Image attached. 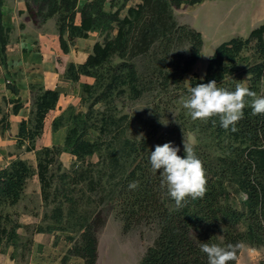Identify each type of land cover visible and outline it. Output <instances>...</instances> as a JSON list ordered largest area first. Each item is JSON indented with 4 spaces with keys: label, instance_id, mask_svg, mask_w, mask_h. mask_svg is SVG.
Wrapping results in <instances>:
<instances>
[{
    "label": "trees",
    "instance_id": "1",
    "mask_svg": "<svg viewBox=\"0 0 264 264\" xmlns=\"http://www.w3.org/2000/svg\"><path fill=\"white\" fill-rule=\"evenodd\" d=\"M25 1L28 13L26 19L35 24L58 17L59 39L64 53L70 51L76 38H88L92 32L105 35L103 41L95 42L85 62L66 64V78L76 82L82 75H86L94 78V83L84 85L81 104L86 106V111L70 106L53 121L54 130L67 126L64 144L41 149H36L35 145L36 139L43 133L47 113L58 103L60 93L57 90L37 87L39 93L35 96L31 111L33 124L30 123L31 118L20 123L18 144L28 142L26 151H35L42 199L45 205L54 204L49 215L52 223L46 227L39 225L35 230L82 231V244H75L74 247L71 245L68 253L81 256L86 264H96L98 244L92 232L93 211L79 210L83 198L88 195L90 199L95 194L100 197L90 200L96 202V206L107 203L118 207L126 229L142 222L158 223L159 236L140 264H209L207 254L201 250L203 243L223 248L246 242L255 246L263 245L264 115L253 116L251 108L246 107L244 117L235 125V132L231 126L225 130L218 117L213 118L215 123L208 121L211 133L222 138L220 142L228 139V145H224L227 152L212 159L194 150L203 162L207 191L202 199L189 198L183 207L176 206L167 188L161 186L159 172L153 173L151 168L149 156L156 145L171 142L180 148L179 155H185L179 136L170 135L168 131L161 137L157 136L162 128L158 120H147V123L150 122V137L139 140L125 137L120 149L115 145L118 134L109 141L106 139L107 143L100 136L93 140L87 138L92 128L105 133L110 131L111 125L118 124L110 108L106 111L95 109L99 102H107L115 89L125 86L122 92L128 89L134 98L150 90L152 79L143 77L130 57L146 55L157 46L168 52L172 44L186 39L191 43V48L189 54L181 60L180 71L165 73L164 77L181 79L190 71L201 57L204 39L200 31L178 25L174 9L182 5H194L202 0H123L122 5L116 9H113L116 6L114 0H87L80 10L79 24L76 23L79 0ZM132 1L134 3L129 5ZM4 2L0 0V57L6 63L12 28L3 22ZM108 3L110 10L106 8ZM126 7L127 12L122 15ZM252 40L258 42L262 61L240 66L239 56ZM114 56L122 59L120 64H112ZM57 61L63 63L60 57ZM233 75H250L251 84L247 88L258 95L264 77V23L254 28L246 38L233 37L219 44L209 59L205 77L200 79L196 76L192 87L215 80L217 87L234 91L236 86L227 87L226 83L229 76ZM161 86L164 90L166 80ZM11 88L19 96V89L13 85ZM89 100L91 102L88 103ZM19 101L20 97L16 99V102ZM20 107L17 103L14 112H18ZM93 114L97 116L92 120ZM0 122L4 130L9 128L7 120L2 118ZM105 148L106 156L103 153ZM64 151L72 154L75 159L68 170H62V162L58 161L59 171L62 172L52 197L50 190L56 175L51 173V167ZM94 155L99 157L95 163L88 160ZM33 173L30 163L21 158L0 168V207L15 205L20 201ZM133 182H138L135 189L129 187ZM80 184L82 187L78 192L74 187ZM231 188L237 193H245L243 209L230 201ZM74 193L81 195L77 197ZM20 226L9 214H0V251L3 246L13 245L17 248L21 241V235L17 232ZM73 240L74 237H68L70 243ZM239 252L240 249L237 255Z\"/></svg>",
    "mask_w": 264,
    "mask_h": 264
},
{
    "label": "rangeland",
    "instance_id": "2",
    "mask_svg": "<svg viewBox=\"0 0 264 264\" xmlns=\"http://www.w3.org/2000/svg\"><path fill=\"white\" fill-rule=\"evenodd\" d=\"M262 1L264 0H246L245 2L248 5L250 4L253 11L257 12L262 8L260 5ZM113 2L116 5L113 9H116L117 6L122 5L123 0H114ZM132 3L134 2H130L129 5ZM188 7V5H182L180 8H175V18L178 25H184L195 29L193 25L196 27L201 26L202 22L194 19L192 21L193 25L191 24V21L189 20L190 17H187L186 13H191L192 8ZM106 8L107 10L111 9L110 3L107 4ZM126 12L127 7L123 8L121 13L124 15ZM55 18L58 19L56 16ZM187 18L189 22L187 21ZM42 23L43 22L38 23L37 27H42ZM53 26L54 24L52 22L51 26L48 25V28L52 29ZM115 33L116 31L113 32V35H115ZM211 34L212 32H208L206 35V41H204L200 59L181 79L174 76L166 79L164 74L180 71L181 60L189 54L191 48V43L186 39L179 40L172 44L168 52L157 46L146 55L130 57L131 60L136 63L140 73H143V77L146 76L148 79H152V82L149 83L150 90L145 94H142L140 97L134 98L131 96L128 89L125 92H122L121 89H124L125 86L115 89L113 96L108 100L112 102H99L96 104L95 109L106 111L110 108L118 119V124L111 125L110 131L105 133H100L98 130L92 128L90 129L87 138L93 140L100 136L101 140L107 139L109 141V139L114 137L115 134H118L119 137L118 140L115 141V145L120 149L122 145L121 141L125 137H130L134 140H139L142 137H150L149 134L151 128L148 127L150 122L147 123V120L155 118L158 120L159 124H162L161 130H159L157 134L159 137L168 131V134L170 135H175V137L179 136V139L182 140V142L185 141V143L193 144L194 150H196L197 153L210 156L212 159L226 153L227 148H224V145H228V139H224L223 142H220V139L222 138H217L216 135L211 133L210 128L207 126L208 122L192 120L188 111L183 107V101L190 96L193 79H195L196 76L200 79L205 77L210 59L208 56H211L214 53L219 44L234 37L230 36L228 32H223V34L218 36L215 40V37H211ZM245 34L247 33H243L242 35ZM249 34L247 36L238 37L246 38ZM104 37V34L95 32L89 37V39L81 40L79 43L80 45L77 47L79 49V60L86 58L87 52H89V54L91 53L90 50H92L91 48L94 43L97 41H103ZM259 51L260 47L258 42L252 40L251 43L241 52L238 59L239 65L246 66L262 61V56ZM121 61L122 59L119 56H114L112 64L117 65L120 64ZM63 66L66 69V63L63 64ZM92 79L94 83V78ZM250 79V75H243L241 77H238L237 75L229 76L228 82H226L227 87L230 85L236 86L237 84L248 87L251 84ZM165 80L167 86L162 90L161 84L164 83ZM34 89L36 90H34L35 93L37 92L38 94L39 89H37V86H35ZM99 91H101V89ZM258 96H264V77L262 79ZM32 100L34 103L35 97ZM89 102H91V100H89L88 103ZM76 108L77 110H87L86 106L81 103ZM96 116L97 115L93 114L92 120L95 119ZM28 119H30V123L33 124L34 116L32 113ZM97 122L99 125L101 124V122ZM121 128L123 129L121 130ZM106 148L103 150L105 156L107 153ZM56 159H58L57 162L51 167V173L54 172L56 175L53 186L50 190L52 197L54 187L57 184L59 185L58 177L62 172L59 171V156ZM74 159L75 158H73L67 167L62 163L61 169H70ZM88 160L95 163L99 160V157L98 155H94L93 157L88 158ZM81 187L82 185L80 184L74 188L80 192L79 190ZM74 195L78 197L81 194L74 193ZM87 196L83 198L84 200L81 206H79V210L83 211L86 209L88 211H93L91 213L92 232L97 238L98 244V259L96 264H140L149 247L155 244L159 236L160 227L158 223L142 222L134 225L130 229H126L125 221L120 216L117 206L113 207L107 203H104L101 206H96L97 203L91 202V200L98 199L100 196L92 194V198H90L91 200ZM52 197H50V199H52ZM243 199H245V193H237L231 188L230 201L233 204L240 209H243ZM39 205L40 203L33 197L24 196V201L16 208V210L20 209L22 212V209L24 208L23 206L34 207V216L36 217H33L35 222L32 226L42 225L43 227H46L47 224L52 223L49 215L52 212L54 204L45 205L43 201L42 207ZM14 210L15 209L12 205L6 204L0 209V213L3 215L9 214L14 221L19 222L20 213L15 212ZM40 213H42V215H40ZM75 215H78V213ZM67 233L68 235H65L66 244L59 243L60 237L63 236V234H55L52 244L43 245L41 248H37V250L32 246L33 241L31 234H27L21 239L17 248L14 247V251L11 255V258L14 259L13 264H86L84 258L79 255H70L68 250H66L67 245L69 249L71 245V247H74L75 244H82V231L74 229L73 232L67 231ZM69 236L74 237V240L71 243L68 241ZM6 252L7 248L3 246L0 251V257H3ZM64 252L65 255L63 256ZM238 261L239 264H264V244L255 246L250 244V242L244 243L238 254Z\"/></svg>",
    "mask_w": 264,
    "mask_h": 264
},
{
    "label": "crops",
    "instance_id": "3",
    "mask_svg": "<svg viewBox=\"0 0 264 264\" xmlns=\"http://www.w3.org/2000/svg\"><path fill=\"white\" fill-rule=\"evenodd\" d=\"M86 1L79 0L76 16L77 24L80 22V10ZM245 1L202 0L200 3L188 5V8L192 9L191 13L187 12L188 15L186 13V16L190 17L189 20L192 25L194 19L202 22L201 26H193L202 33L204 41H206L205 38L208 32H212L211 37L214 36L215 40L223 32H228L230 36L234 37L247 36L250 31L264 23V1L260 3L262 8L257 12L253 11L250 4H246ZM2 10L3 22L6 26L12 28V33L7 46L6 63L0 57V120L4 118L10 125L8 129L4 130L3 124L0 122V168L6 167L14 159L21 158L27 160L34 170L33 175L27 181L23 197L18 203L12 205L14 211L20 213L19 223L21 226L17 232L21 235V239L27 234H31L32 246L36 250L43 245L52 244L55 234H63L59 243L66 244L65 235H68L67 231L35 230L39 225L32 226L35 222L33 217H36L34 216V207L23 206L22 212L20 209L16 210L24 201V196L33 197L40 203L39 206L42 207L43 205L36 153L35 151H26L28 142L19 145L17 135L20 123L30 116L33 106L32 99L37 95L32 86L43 87L57 90L60 95L56 107L46 115L43 133L35 142L36 149L64 144L67 126H60L57 130H54L53 121L61 116L68 107H77L81 103L84 85L93 83V79L90 76L82 75L79 81H72L65 77L63 64L70 62L81 64L85 62L89 52H87L86 58L79 60V49L77 47L80 45L81 40L89 39L95 32H92L88 38H76L70 51L64 53L60 45L59 28L55 17L45 20L41 25L42 27H37V24H34L33 21L26 20L25 0H5ZM52 22L54 24L53 28H48V25L51 26ZM243 33L247 34L242 35ZM91 49H93V46ZM58 57L62 59L63 63H58ZM10 84L19 89V96L12 91ZM18 97H20V101L16 102ZM17 103L21 107L18 112H14ZM73 158L75 157L72 154L65 151L59 156L60 161L66 167ZM5 248H7V252L3 257H0V264H13L14 259L11 258V255L14 246L9 245ZM66 250H68V245Z\"/></svg>",
    "mask_w": 264,
    "mask_h": 264
},
{
    "label": "clouds",
    "instance_id": "4",
    "mask_svg": "<svg viewBox=\"0 0 264 264\" xmlns=\"http://www.w3.org/2000/svg\"><path fill=\"white\" fill-rule=\"evenodd\" d=\"M211 57V56H208ZM183 107L192 120L208 122L218 117L221 126L227 130L244 117V109L251 108V114L264 115V96H258L249 88L237 84L234 91L217 87L212 80L198 83L190 89V96L183 101ZM184 156L179 155L180 148L171 142L156 145L150 152L149 160L153 173L159 172L162 187H166L177 207H183L189 198L202 199L207 191V177L203 162L197 157L194 145L185 143ZM131 189L138 187V182L129 185ZM242 245H228L227 248L203 243L202 252L207 254L209 264H239L238 250Z\"/></svg>",
    "mask_w": 264,
    "mask_h": 264
}]
</instances>
